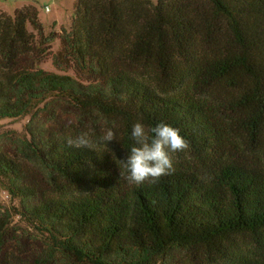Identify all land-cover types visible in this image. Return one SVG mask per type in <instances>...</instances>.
Masks as SVG:
<instances>
[{"label":"trees","instance_id":"trees-1","mask_svg":"<svg viewBox=\"0 0 264 264\" xmlns=\"http://www.w3.org/2000/svg\"><path fill=\"white\" fill-rule=\"evenodd\" d=\"M3 121L0 264H264V0L0 13ZM137 122L189 143L154 184L119 164ZM109 128L119 161L66 144Z\"/></svg>","mask_w":264,"mask_h":264},{"label":"clouds","instance_id":"clouds-1","mask_svg":"<svg viewBox=\"0 0 264 264\" xmlns=\"http://www.w3.org/2000/svg\"><path fill=\"white\" fill-rule=\"evenodd\" d=\"M131 137L135 144L126 159L121 161L128 172L126 179L135 185L145 182L154 184L162 176L171 174L174 165L170 153L182 152L189 147L188 141L180 135V129L164 122L149 127L137 122L132 127ZM113 140H116V134L109 128L103 133L101 141L107 144ZM66 144L77 149L94 150L93 142L86 132L68 138Z\"/></svg>","mask_w":264,"mask_h":264},{"label":"rangeland","instance_id":"rangeland-1","mask_svg":"<svg viewBox=\"0 0 264 264\" xmlns=\"http://www.w3.org/2000/svg\"><path fill=\"white\" fill-rule=\"evenodd\" d=\"M75 3L76 0H0V13L13 15L17 10L32 5L38 10L39 19L44 27L48 31H51L53 27L58 31L61 28H68L70 26L74 15ZM46 8H48L49 11H46ZM4 123L7 122H0V125ZM20 124L22 125V122ZM90 139L95 149H110L108 151L113 152L116 160H118L119 156H125L124 150L115 143V140L104 144L97 139ZM119 164L121 165V171H123L125 168L124 163L121 164L119 162ZM76 194L80 195L81 192L76 191Z\"/></svg>","mask_w":264,"mask_h":264},{"label":"built area","instance_id":"built-area-1","mask_svg":"<svg viewBox=\"0 0 264 264\" xmlns=\"http://www.w3.org/2000/svg\"><path fill=\"white\" fill-rule=\"evenodd\" d=\"M46 11H49V9H48V8H46Z\"/></svg>","mask_w":264,"mask_h":264}]
</instances>
